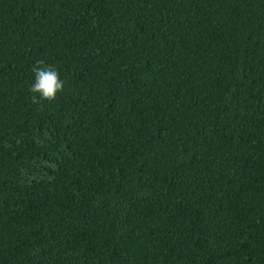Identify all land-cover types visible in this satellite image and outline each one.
I'll list each match as a JSON object with an SVG mask.
<instances>
[{"label": "trees", "instance_id": "obj_1", "mask_svg": "<svg viewBox=\"0 0 264 264\" xmlns=\"http://www.w3.org/2000/svg\"><path fill=\"white\" fill-rule=\"evenodd\" d=\"M0 264H264V0H0Z\"/></svg>", "mask_w": 264, "mask_h": 264}, {"label": "clouds", "instance_id": "obj_2", "mask_svg": "<svg viewBox=\"0 0 264 264\" xmlns=\"http://www.w3.org/2000/svg\"><path fill=\"white\" fill-rule=\"evenodd\" d=\"M31 71L34 74V82L29 88L31 101H54L64 88V81L60 79L57 69L38 60Z\"/></svg>", "mask_w": 264, "mask_h": 264}]
</instances>
